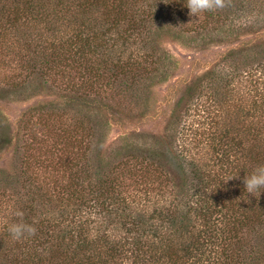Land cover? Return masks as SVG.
Returning <instances> with one entry per match:
<instances>
[{"label":"trees","instance_id":"1","mask_svg":"<svg viewBox=\"0 0 264 264\" xmlns=\"http://www.w3.org/2000/svg\"><path fill=\"white\" fill-rule=\"evenodd\" d=\"M186 3L0 0V49L17 52L45 83L74 74L71 90L87 97L80 110L72 99L32 107L0 136L26 151L18 167L0 171V264H264V193L247 194L243 183L264 164V44L225 53L182 94L162 134L146 135V149L126 136L117 151L95 148L111 123L91 93L131 94L119 112L133 117L140 91L171 69L163 38H229L264 24V0H224L199 18ZM49 112L76 123L73 132H36ZM13 208L34 236L12 239Z\"/></svg>","mask_w":264,"mask_h":264},{"label":"rangeland","instance_id":"2","mask_svg":"<svg viewBox=\"0 0 264 264\" xmlns=\"http://www.w3.org/2000/svg\"><path fill=\"white\" fill-rule=\"evenodd\" d=\"M246 30L239 36L229 38L215 34L210 38L203 34L198 36L196 33L178 35L176 38L174 36L163 38L160 50L166 52L165 57H167L171 69L164 82L155 84L148 91H146V87L145 91H140L141 98L145 100L144 106L133 117L125 116L119 112L129 105L131 94L125 99L123 95L119 94L117 88H114L113 93H105L100 97L91 93L94 101L90 105L100 107L99 110L102 114L100 117L104 119V124L109 119L111 123L107 136L100 137L95 148L99 147V152L103 151L104 153L108 149L117 151L122 147L123 142L121 141L126 136L130 139L133 138L136 144L146 149V135L152 138L162 134L167 122H170L171 111L182 94L209 70L219 69L223 63L222 56L225 53L234 52L233 57L236 58L242 50L247 54L250 47L255 46V43L264 44L263 23H261L260 29L255 26V28ZM247 48L249 49L245 50ZM10 51L15 53L13 49ZM10 51L0 49V74L9 76L10 79V82L8 79L4 82L0 80V136L7 131V128L14 133L18 128L20 118L32 107H39L42 103L51 102L62 107L69 99H72V109L80 110L81 102L83 103L87 97L85 94L78 96L71 90L73 82L77 80L74 74L71 79L62 77L55 83H45L42 78L37 77L31 69H28L30 66L25 59L18 55L19 59L14 60ZM19 63H23L24 67L18 65ZM142 65H146L150 69L149 63ZM14 83L20 84V86L16 89L12 88ZM11 85L12 87L9 88ZM45 114L47 115L40 116L45 120H37L33 125V129L36 132L42 130L43 135L55 127V133L62 137L65 136L64 128L73 132L76 127V123L73 124L71 121H61L63 125L60 124L59 115L54 116L51 112ZM30 139L29 136L27 141ZM25 153V148L15 142L12 144L0 143V171L11 172L18 167L21 164V157L24 158Z\"/></svg>","mask_w":264,"mask_h":264},{"label":"clouds","instance_id":"3","mask_svg":"<svg viewBox=\"0 0 264 264\" xmlns=\"http://www.w3.org/2000/svg\"><path fill=\"white\" fill-rule=\"evenodd\" d=\"M225 6L224 0H187L186 8L189 10V16L198 17L201 13L213 11L223 8ZM231 177L227 181L236 178ZM244 190L247 194L256 197L264 193V164L256 166L253 171L246 175L243 180ZM11 216L16 217L15 222L8 223L7 231L13 240H21L29 236H34L37 229L34 224H29L23 221L24 213L19 209H11Z\"/></svg>","mask_w":264,"mask_h":264}]
</instances>
